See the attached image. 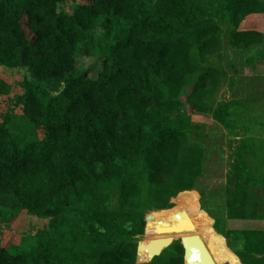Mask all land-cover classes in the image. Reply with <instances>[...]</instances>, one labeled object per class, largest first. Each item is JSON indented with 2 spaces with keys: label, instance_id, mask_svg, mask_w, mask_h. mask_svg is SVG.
I'll use <instances>...</instances> for the list:
<instances>
[{
  "label": "trees",
  "instance_id": "1",
  "mask_svg": "<svg viewBox=\"0 0 264 264\" xmlns=\"http://www.w3.org/2000/svg\"><path fill=\"white\" fill-rule=\"evenodd\" d=\"M250 14L264 16V0H0V67L23 74L11 97L0 77V222L47 219L29 234L7 231L0 264H182L178 243L148 259L154 237L136 238L145 224L164 234L146 210L169 207L201 173L185 118L205 112L224 128L233 120L230 103H207L219 77L190 75L189 50L213 51L222 22L229 46L264 44V31L237 28ZM77 57L100 60L95 79L77 71ZM260 116L239 126L242 180L225 188L226 219L244 226L223 230L225 218L212 217L241 264H264V228L249 225L264 216L248 190L264 192ZM245 154L260 163L246 168Z\"/></svg>",
  "mask_w": 264,
  "mask_h": 264
},
{
  "label": "rangeland",
  "instance_id": "2",
  "mask_svg": "<svg viewBox=\"0 0 264 264\" xmlns=\"http://www.w3.org/2000/svg\"><path fill=\"white\" fill-rule=\"evenodd\" d=\"M68 7L69 3L60 6L61 9ZM237 28L264 31V16L262 14H250L239 23ZM100 30L98 28L95 31L96 39L100 44H105ZM219 31L220 35H218ZM216 34L217 38L213 40L216 41V44L210 53H199L196 49L189 50V55L193 60L190 75H196L204 70L215 72L218 75L219 79L214 86L212 96L207 97L206 101L212 106L230 103L234 113L232 115L233 120H231L228 128H224L205 112L197 111L185 118L181 130L185 134L191 151L199 155L196 156V159L201 161V173L192 182V186H180L172 193L169 207L159 208L155 204H151L150 208L146 210V217L166 230L164 234L154 231V234H147L145 224V233L136 238L138 243H142L147 241L149 237H154L149 246L143 247L145 258L148 259L160 255L171 245L177 243L181 245L180 236H182L203 242L200 246V249L203 248L202 252L193 255L192 258L189 257L185 264L200 262L203 254L211 258L206 263L241 264L237 256L227 247L224 235L213 229L214 220L212 217L225 218L223 230L244 226L241 222L231 224L227 221L224 195L227 186L236 182L238 184L242 180L236 163L239 156L243 154L240 152L242 138L239 134H242V131L239 126L249 119L251 121L248 123H252L250 125L253 126L258 122L257 117L260 115H263L264 119V100L261 104V100L264 98V90L259 93L256 92L257 87H260L264 82V44L252 45L247 49L229 46L223 22L219 24ZM98 42L94 47L95 49L101 46ZM76 64L77 71L85 73L90 79L97 77L101 67L100 60L92 57H77ZM22 75V72L17 69L0 67V77L11 84L10 97L17 90V84ZM258 135V132L254 133L255 137ZM258 163H260L259 158H254L251 154L243 155V165L246 168L252 169ZM233 175H238V180ZM148 186V181L145 179L141 182L139 190L148 189ZM248 190L254 196L257 195L255 198L260 199L258 213L264 216L262 184L249 185ZM112 192V202L117 204L118 189L114 188ZM46 222L47 219L45 218H37L25 213L15 215L8 222H0V238H3L7 231L13 232L11 236L21 232L32 233L36 227L44 226ZM249 225H251L250 228L263 229L264 219L250 221ZM157 244H160L159 250L153 253L150 246ZM220 255H223L221 260L219 259ZM184 261L185 249L182 252V264Z\"/></svg>",
  "mask_w": 264,
  "mask_h": 264
},
{
  "label": "water",
  "instance_id": "3",
  "mask_svg": "<svg viewBox=\"0 0 264 264\" xmlns=\"http://www.w3.org/2000/svg\"><path fill=\"white\" fill-rule=\"evenodd\" d=\"M180 242H181L182 248L185 249V261H184V264L187 261V259H189V257L192 258L193 255H196L197 253H200L203 250V248L200 249L201 244H199V242L195 243L194 239H193V242H191L186 237H181L180 238ZM191 243H193V244H191ZM159 246H160V244L151 245L150 246L152 248L153 253L158 252ZM210 260H211V258L208 255L203 254L202 257H201V261L198 262V263H195V264H210V263H206V261H210Z\"/></svg>",
  "mask_w": 264,
  "mask_h": 264
},
{
  "label": "crops",
  "instance_id": "4",
  "mask_svg": "<svg viewBox=\"0 0 264 264\" xmlns=\"http://www.w3.org/2000/svg\"><path fill=\"white\" fill-rule=\"evenodd\" d=\"M238 258V257H237Z\"/></svg>",
  "mask_w": 264,
  "mask_h": 264
}]
</instances>
